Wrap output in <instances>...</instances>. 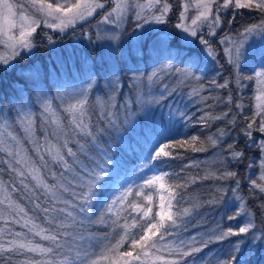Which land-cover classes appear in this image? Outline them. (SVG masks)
Returning <instances> with one entry per match:
<instances>
[{
  "label": "snow or ice",
  "instance_id": "1",
  "mask_svg": "<svg viewBox=\"0 0 264 264\" xmlns=\"http://www.w3.org/2000/svg\"><path fill=\"white\" fill-rule=\"evenodd\" d=\"M240 10L256 21L235 26ZM93 18L95 40L83 35L101 51L86 73L78 66L79 87L69 91L57 68L33 66L20 71L27 89L16 87L15 102L0 106V264H205L200 253L225 241L230 247L216 264H264V0H0V77L15 72L41 36L53 44L54 33L74 34ZM130 21L127 38L135 43L126 50ZM197 42L203 55L191 53ZM125 77L134 98L121 105ZM101 80L106 90L96 95ZM245 81L256 82L250 115ZM186 88L190 102H204L195 121L166 103ZM156 111L131 172L139 179L128 180L111 147L97 148L134 113ZM177 118L185 129L223 127L175 138ZM208 145L216 149L211 160L171 166L181 156L174 149L205 152ZM253 150L258 159L247 155ZM209 181L206 197L190 195ZM220 207L228 211L214 226L188 231L205 209ZM96 225L109 231L97 235Z\"/></svg>",
  "mask_w": 264,
  "mask_h": 264
},
{
  "label": "trees",
  "instance_id": "2",
  "mask_svg": "<svg viewBox=\"0 0 264 264\" xmlns=\"http://www.w3.org/2000/svg\"><path fill=\"white\" fill-rule=\"evenodd\" d=\"M240 11L244 14L237 16L236 21H235V26L249 24V23H253L256 21L257 15L255 13L247 12V10H240ZM97 19L98 18H93L92 23H87V24L78 26L75 33L73 34V36L77 37L80 44L82 45L80 49H82L86 53V56L89 57L92 61L95 60L96 56L99 54L101 49L99 46H96L93 43H91L88 39L83 38L84 37L83 33L87 32L91 34L93 37V40H95L97 31L94 28V24L96 23ZM175 22H176L175 19H173L172 23L174 24ZM126 28L128 29L126 35H131L132 28H133V24L131 23V21L127 24ZM225 30L227 29L225 28ZM170 31H174V29L170 28ZM53 35L57 37L55 40V43L53 44L57 45L58 48H60V50L62 51V53H65L64 48L68 44L71 43L69 35H66L63 38H59L58 33H54ZM53 44H49L47 40L41 36L38 40L37 47L33 50V53L31 55H27L24 59H21L17 62L16 71L10 72L0 77V106L4 107L5 109H8L9 101H12L14 103L13 98H14L16 87L24 86L27 89V82L24 79V77L20 75V71L22 69H29L35 66V67H39L40 70H42L45 73L49 72L48 71V61L52 57L51 52L53 50V47H52ZM201 51H202V47H195L191 45L192 54L202 55ZM220 71L222 72L224 76L229 75L227 65H225L224 68L220 69ZM244 71L246 74H252V69L245 68ZM25 75H30V73L26 72ZM78 83L79 81L71 80L69 82H66V85L69 84L68 87L70 90L74 85ZM123 83L125 85L122 90L123 98L119 100V103L121 105L123 104L124 99H126L124 93L127 94L128 98L130 94L132 98H134V90L130 89L127 86L129 83L127 78H124ZM245 84L247 86L244 89L243 103H244L245 111L248 112V114L250 115L251 114L250 110L254 109L257 103L255 99L256 82L255 81H251V82L245 81ZM229 87L234 89V85H230ZM187 89L188 88L184 89V91ZM101 90H106V87L103 84V80H101L100 89H98L95 94L100 95ZM217 92L222 96L227 95V92L225 90L213 89L214 95ZM205 95H207V93H205ZM233 96L235 98L236 96L235 91H233ZM174 99L176 100V98L173 96L169 100H174ZM185 105H187V107L184 108L185 109L184 112L188 113L192 117L193 121H195L196 118L199 115H201L203 111H205L204 102H200L199 105L194 104V103L185 102ZM122 110H123V107H121L120 112ZM216 111H219V110L217 109ZM160 113H161L160 111H156L152 114L150 118V121H151L150 128L151 129H149V131L147 130V133L149 132L148 133L149 136H147V134H144L141 130V125L144 122V117L137 114V119L140 122L138 124L139 126L138 130L140 132L138 133L142 136L141 138L133 137V135L128 130H126L125 127H122V129H124L123 132L119 130L117 132H114L111 136L103 137L100 142L99 147L97 148V152H99L101 148L111 147L112 151L115 152L116 154L115 158L118 159L121 163V170L124 173H131L133 170L137 168L138 163L142 161L143 156L145 155L143 149L147 146L146 145L147 140L150 139L152 136L153 121L155 120L156 116H158ZM159 118H160V115H159ZM177 121L175 124V130L172 133L173 137L175 138H183L184 135H190L193 133H200L201 135H203L205 132H215L218 125L223 127V123L220 121H217V122L212 123L209 129H202L198 125H191V124L189 125L187 129H185L183 126V123L177 124ZM174 151L181 153V156H179L177 159H175L174 161H170L171 166L178 171L179 168L184 163H192L193 161L205 162V161L211 160L213 153L216 152V149L208 145L207 151L205 152H192L190 149L185 150L184 148H176L174 149ZM247 155L255 159H258L259 153L258 151L253 150L252 152L247 153ZM258 170H259L258 165L253 167V169L251 170L252 178L254 177L255 173ZM191 171L195 173L197 170L193 168ZM240 172H241V176H245L244 168H242ZM210 183L211 181L205 182L204 187L197 188L196 191L191 192L190 195L193 197H197V196L206 197L208 195L207 185ZM244 183L247 186V179H245ZM140 199L142 198L137 197V200H140ZM227 211L228 209L224 207H220L214 210L205 209V212L207 213L206 218L203 220H198L194 226L189 228L188 231L189 232H195V231L203 232L207 230L209 227L214 226L215 222L219 221L220 218L223 217ZM93 228H94V231H96V234L100 236H102L105 232L109 231V229L104 228L102 225H96V226H93ZM231 239L235 240L237 239V237H232ZM229 247H230V244L228 241H225L223 243H214V244H211L208 249H205L204 252L200 253V256L204 257L207 254L206 259H205V264H216V261L214 258L223 256L227 252Z\"/></svg>",
  "mask_w": 264,
  "mask_h": 264
},
{
  "label": "rangeland",
  "instance_id": "3",
  "mask_svg": "<svg viewBox=\"0 0 264 264\" xmlns=\"http://www.w3.org/2000/svg\"><path fill=\"white\" fill-rule=\"evenodd\" d=\"M132 23V22H131ZM97 24H98V19L96 21V23L94 24V28L96 31H98L97 28ZM105 27H107L106 25L100 24L99 25V29H104ZM125 27H127V25H125ZM128 30V29H127ZM170 30V29H169ZM47 31V30H46ZM81 36V35H80ZM130 35H126L124 37V43L123 46L124 48L127 50L129 48L130 45H134L135 41L134 40H129L127 37ZM69 38L71 40V43L68 44L64 50L65 53H62V51L60 50V48H58L57 45H52L53 50H52V57L51 59L48 61V71H51L54 68H57L60 71V75L62 78V81L64 83L69 82L71 80L73 81H79L78 84L74 85L72 88L74 87H79L80 86V79L81 77L77 76V69L78 66L83 64V68L85 70V73L88 71V69L91 67L92 64V60L86 56V53L80 49L82 47V45L80 44L79 40L77 39V37L73 36V34H69ZM83 38H86L85 36ZM87 39V38H86ZM216 41L218 42V38H215ZM192 46L195 47H202V45H199V43H194L192 44ZM101 49V48H100ZM202 52V51H201ZM33 53V52H32ZM31 53V54H32ZM29 54V55H31ZM196 55V54H193ZM203 55V52H202ZM207 59V58H206ZM85 60H87V62H85ZM63 62V63H62ZM151 64V62H149V65ZM145 66L141 65V68L143 69ZM36 69H40L39 67H35ZM246 69H252L251 66H246ZM244 68V69H245ZM150 70V69H149ZM53 75V83L55 82V77L57 75L56 72L52 73ZM101 76H103V72L100 73ZM126 78V77H125ZM128 80V79H127ZM168 82H172L171 77H167ZM104 84V83H103ZM69 85V84H68ZM106 87V86H105ZM182 87V86H180ZM72 88L69 90L71 91ZM190 91V88H188L187 90L184 91V94H177L174 97L176 98V100H168L166 103L170 106L171 110L174 112L176 110V108H180L182 111H184L185 109V102H189L192 103L188 100L186 93ZM125 94V98L127 99V94ZM13 101L15 102L14 98ZM164 114L166 115L167 112L169 111V108H164ZM141 115V114H139ZM161 115V113L159 114ZM159 115L156 116L155 121H159ZM142 117H144L143 115H141ZM121 119H123V110L121 111ZM177 124H181L182 122H180L179 118H177ZM150 122V123H149ZM139 120L137 119V114L135 116V113L132 115L131 117V121L130 123L125 126L126 130H128L133 137L135 138H141L142 136L138 133L140 132L138 129V124H139ZM151 125V121L150 118L144 117V122L141 125V130L144 134H147V130L149 131ZM124 129H120L121 132H123ZM259 176V170L255 173L253 179H257ZM127 179L128 180H135V179H139V176H133L131 175V173H128L127 175ZM227 223V221H225ZM238 223V221H232L231 224L234 227L236 224ZM238 239V238H237Z\"/></svg>",
  "mask_w": 264,
  "mask_h": 264
}]
</instances>
